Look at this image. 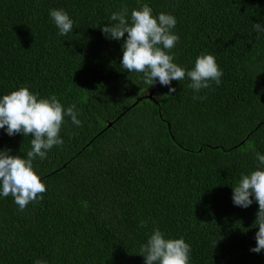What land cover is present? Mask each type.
Masks as SVG:
<instances>
[{
  "label": "trees",
  "instance_id": "trees-1",
  "mask_svg": "<svg viewBox=\"0 0 264 264\" xmlns=\"http://www.w3.org/2000/svg\"><path fill=\"white\" fill-rule=\"evenodd\" d=\"M145 3L176 18L175 63L191 70L200 54L214 55L219 87L194 93L186 78L169 93L121 69L123 39H106L101 26ZM50 9L69 14L71 33L58 35ZM256 23L264 0H0V98L20 87L55 94L83 125L65 117L63 146L33 162L42 201L20 212L0 196V264H144L140 245L154 227L191 246L190 264H264V250L250 251L258 204L232 202L264 155ZM30 139L0 129V150L26 158Z\"/></svg>",
  "mask_w": 264,
  "mask_h": 264
},
{
  "label": "clouds",
  "instance_id": "clouds-1",
  "mask_svg": "<svg viewBox=\"0 0 264 264\" xmlns=\"http://www.w3.org/2000/svg\"><path fill=\"white\" fill-rule=\"evenodd\" d=\"M49 17L59 36L73 31L74 21L63 9H50ZM110 19L114 23L101 26V31L106 39H123L120 61L123 71L142 74L143 82L150 87L157 82L169 87L172 81L186 78L190 81L188 87L194 93L211 89L213 84L217 87L221 85L223 71L214 55L200 54L191 70L174 62L176 56L172 50L179 43V36L173 32L177 24L173 15L164 12L154 15L152 8L145 3L132 9L130 14L128 7L124 6L113 12ZM253 31L259 34V39L260 35H264V25L253 24ZM175 92V88L169 87V93ZM192 98L204 100L207 97L193 95ZM78 116L75 104L65 108L55 94L40 98L38 93L31 92L27 87H20L0 98V129L9 137L17 134L31 137L26 158L11 155V149L0 150V196L12 197L20 212L25 211L29 204L42 201L47 191L34 170L33 162L46 159L54 147L63 146L60 133L65 117H69L75 126H83ZM255 160L258 170L241 174L237 186L232 187V202L243 209L254 201L258 204L253 224L254 228L258 227L254 237L256 246L250 251L259 254L264 250V155L257 152ZM147 226V220H140V228ZM139 251L144 264H190L192 249L183 238H166L164 232L154 227ZM34 264L47 262L38 259Z\"/></svg>",
  "mask_w": 264,
  "mask_h": 264
},
{
  "label": "water",
  "instance_id": "water-1",
  "mask_svg": "<svg viewBox=\"0 0 264 264\" xmlns=\"http://www.w3.org/2000/svg\"><path fill=\"white\" fill-rule=\"evenodd\" d=\"M151 94H152V92L148 96H145V98H150L151 97Z\"/></svg>",
  "mask_w": 264,
  "mask_h": 264
}]
</instances>
